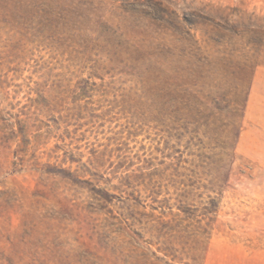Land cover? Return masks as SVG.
<instances>
[{"label": "rangeland", "instance_id": "374dc122", "mask_svg": "<svg viewBox=\"0 0 264 264\" xmlns=\"http://www.w3.org/2000/svg\"><path fill=\"white\" fill-rule=\"evenodd\" d=\"M0 264H264V0H0Z\"/></svg>", "mask_w": 264, "mask_h": 264}]
</instances>
